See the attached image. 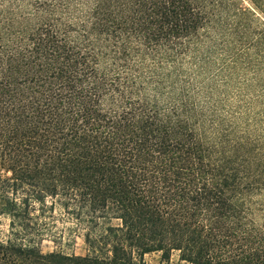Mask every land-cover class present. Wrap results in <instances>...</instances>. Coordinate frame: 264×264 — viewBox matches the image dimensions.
I'll return each mask as SVG.
<instances>
[{
	"label": "trees",
	"instance_id": "trees-1",
	"mask_svg": "<svg viewBox=\"0 0 264 264\" xmlns=\"http://www.w3.org/2000/svg\"><path fill=\"white\" fill-rule=\"evenodd\" d=\"M254 19L237 0H0V264H264V137L207 121L218 50L264 64ZM56 207L86 255L40 250Z\"/></svg>",
	"mask_w": 264,
	"mask_h": 264
},
{
	"label": "rangeland",
	"instance_id": "rangeland-1",
	"mask_svg": "<svg viewBox=\"0 0 264 264\" xmlns=\"http://www.w3.org/2000/svg\"><path fill=\"white\" fill-rule=\"evenodd\" d=\"M256 6L251 3V0H237L242 8L249 9L255 14L252 30L250 32H264V0H255ZM247 33V32H246ZM251 38V36H249ZM239 47H228L224 51L218 50V61L225 63L226 72L221 73L230 82L226 83V87L220 86L216 81L208 82L210 70L205 72L201 77L202 80L206 79L209 83L206 91L211 90L213 100L216 102L215 108L217 111L214 116L210 113L207 121L213 120L215 125L212 128L208 125L210 134H215L219 128H227L229 125L233 128L231 137L237 138L243 134H248L253 138L264 137V96L261 97L259 90L264 87V64L257 65L255 53L253 49L240 48L242 52L241 62L232 65L230 56L236 53ZM250 59V60H249ZM251 61L253 66H246L247 62ZM200 79V78H199ZM262 83H256L258 80ZM200 84V83H199ZM259 95V96H258ZM206 113L211 111L210 103H205ZM228 113V114H226ZM232 115L236 119H233ZM228 129V128H227ZM60 209L56 207L54 219L47 220V223L52 227V238L49 236L44 237L40 244L42 253L62 252L65 254H74L76 256H84L87 253L86 246L82 237L75 234L72 229L71 222L66 221L64 218L59 217ZM41 221L43 218H40ZM40 221V222H41ZM8 219L0 216V239H6L8 235ZM44 223V222H43ZM63 232V237L60 233ZM55 241V242H54ZM143 264H189L181 261L177 253H172L168 261H162L160 254L150 253L143 257Z\"/></svg>",
	"mask_w": 264,
	"mask_h": 264
}]
</instances>
